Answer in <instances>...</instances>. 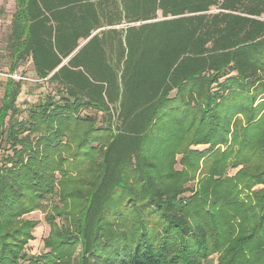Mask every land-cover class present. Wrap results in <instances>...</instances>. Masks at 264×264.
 Here are the masks:
<instances>
[{
    "label": "trees",
    "instance_id": "trees-1",
    "mask_svg": "<svg viewBox=\"0 0 264 264\" xmlns=\"http://www.w3.org/2000/svg\"><path fill=\"white\" fill-rule=\"evenodd\" d=\"M15 5L0 264H264V0Z\"/></svg>",
    "mask_w": 264,
    "mask_h": 264
},
{
    "label": "rangeland",
    "instance_id": "rangeland-1",
    "mask_svg": "<svg viewBox=\"0 0 264 264\" xmlns=\"http://www.w3.org/2000/svg\"><path fill=\"white\" fill-rule=\"evenodd\" d=\"M6 2V0H5ZM6 4V3H5ZM4 4V5H5ZM4 5L3 8H6ZM12 10H0V70L7 71L9 70L8 66V60L6 57V51H5V45H6V37L9 32L10 23L8 20H10V14ZM23 70L29 75L33 76V65L29 61L23 66ZM4 79L0 77V106L2 103V96L4 91L3 86ZM31 93H28V92ZM41 91L46 92V89L40 88L38 82L34 81H27L24 84L22 93L19 96V104H22L25 106V103L27 101H34L39 98V94ZM25 100V101H24ZM25 114H23L24 116ZM207 145H199L198 148L200 149H206ZM4 157V152L1 149L0 151V158L2 159ZM180 156H178L179 158ZM177 168H181L180 163L177 164ZM198 182V177L196 180L190 182V185L196 184ZM28 218H32L38 221V225L34 229V235L35 239L31 240L28 244V251L33 254H38L41 252L46 251L44 247V238L48 235L50 231V225L45 220V211L44 210H36L30 214L27 215ZM212 262L214 264L217 263V255H214L212 257Z\"/></svg>",
    "mask_w": 264,
    "mask_h": 264
},
{
    "label": "crops",
    "instance_id": "crops-1",
    "mask_svg": "<svg viewBox=\"0 0 264 264\" xmlns=\"http://www.w3.org/2000/svg\"><path fill=\"white\" fill-rule=\"evenodd\" d=\"M2 5H4L6 8H3ZM15 8H16L15 0H6V2H5V0H0V10H12L11 14H10V20H8L9 23L11 22V16H12V13L15 10Z\"/></svg>",
    "mask_w": 264,
    "mask_h": 264
},
{
    "label": "built area",
    "instance_id": "built-area-1",
    "mask_svg": "<svg viewBox=\"0 0 264 264\" xmlns=\"http://www.w3.org/2000/svg\"><path fill=\"white\" fill-rule=\"evenodd\" d=\"M4 73L0 72V75H2ZM6 76H10L14 79H24V80H31V81H36L37 79L29 77V76H23L19 71H14L10 74H4Z\"/></svg>",
    "mask_w": 264,
    "mask_h": 264
}]
</instances>
